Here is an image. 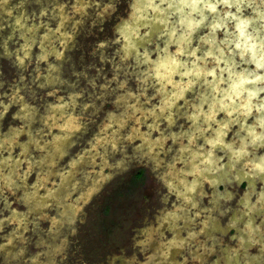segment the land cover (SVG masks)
Returning a JSON list of instances; mask_svg holds the SVG:
<instances>
[{"label": "clouds", "instance_id": "obj_1", "mask_svg": "<svg viewBox=\"0 0 264 264\" xmlns=\"http://www.w3.org/2000/svg\"><path fill=\"white\" fill-rule=\"evenodd\" d=\"M0 264H264V0H0Z\"/></svg>", "mask_w": 264, "mask_h": 264}]
</instances>
